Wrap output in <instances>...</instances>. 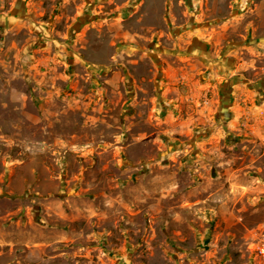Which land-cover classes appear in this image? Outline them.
<instances>
[{
    "label": "rangeland",
    "instance_id": "rangeland-1",
    "mask_svg": "<svg viewBox=\"0 0 264 264\" xmlns=\"http://www.w3.org/2000/svg\"><path fill=\"white\" fill-rule=\"evenodd\" d=\"M264 0H0V264H264Z\"/></svg>",
    "mask_w": 264,
    "mask_h": 264
},
{
    "label": "built area",
    "instance_id": "built-area-1",
    "mask_svg": "<svg viewBox=\"0 0 264 264\" xmlns=\"http://www.w3.org/2000/svg\"><path fill=\"white\" fill-rule=\"evenodd\" d=\"M257 253L264 256V243L260 244L257 248Z\"/></svg>",
    "mask_w": 264,
    "mask_h": 264
}]
</instances>
